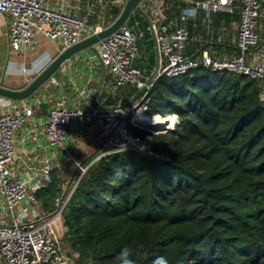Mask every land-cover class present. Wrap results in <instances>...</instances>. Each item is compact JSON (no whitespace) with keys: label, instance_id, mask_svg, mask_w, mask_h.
Listing matches in <instances>:
<instances>
[{"label":"trees","instance_id":"16d2710c","mask_svg":"<svg viewBox=\"0 0 264 264\" xmlns=\"http://www.w3.org/2000/svg\"><path fill=\"white\" fill-rule=\"evenodd\" d=\"M123 1L95 7L85 14L88 22L106 26L119 15ZM149 1L140 3L146 11L143 4ZM237 2L242 4L234 0L232 7ZM166 3L163 14L172 27L178 26L171 23L173 16L182 23L181 10L195 5L189 0ZM126 26L137 34L138 47L152 50L149 23L139 11ZM186 28L187 46L192 28ZM138 91L129 82L102 97L111 104L119 93L134 96ZM146 91L148 113L164 116L167 123L157 130L130 120L129 125L135 133L152 134L160 157L125 150L95 159L97 152L86 159L85 164L92 163L60 215L64 238L78 253V262L119 264L121 249L129 248L135 264H153L160 256L168 264H264V105L259 82L200 65L175 76L161 75ZM75 171L73 184L81 174ZM42 191L37 198L50 209L64 194L54 178Z\"/></svg>","mask_w":264,"mask_h":264},{"label":"built area","instance_id":"2783aa9c","mask_svg":"<svg viewBox=\"0 0 264 264\" xmlns=\"http://www.w3.org/2000/svg\"><path fill=\"white\" fill-rule=\"evenodd\" d=\"M233 1L205 0L194 2L193 7L206 11L229 10ZM241 1V21L237 34L239 54L228 57H213L207 50H203L199 57L188 56L185 47L190 37L189 30L182 25L172 27L166 16L157 10L149 25V30L155 33L159 51V69L154 79L161 75L182 74L200 65L213 70L227 69L256 79L260 86L259 100L264 105V40L256 31L264 0ZM0 12L10 15L7 35L13 50L32 48L37 43L35 32L39 31L51 40H61L62 52L105 27L88 22L86 16L74 15L55 7L50 0H0ZM137 37L125 24L89 48L93 50L92 59L100 60L113 72L114 88L134 83L139 89L144 88L139 98L125 107L115 104L105 108L93 105L90 93L84 94L87 103L78 107H70L67 99L60 97L50 107L47 121L41 126H33L28 132L27 137L35 142L32 151L41 144L42 139H46L49 145L58 147L66 154L75 165V170L81 171L69 194L64 195L67 188L62 197L56 200L53 211L43 213L36 195L38 190L52 182V170L56 166L52 157H45L43 165L31 176L14 171L15 160H24V155L17 152V131L28 119L36 116V109L21 102L15 111L0 112V210L9 211L7 221L0 219V255L3 264H72L60 240L52 233V226L92 161L83 164L80 160L77 143L81 135L70 137L69 125L77 123L97 131L99 154L95 159L125 150L160 157L153 149L152 134L135 133L129 125V120L144 127H147L146 124L154 125L159 119L164 122L160 127L167 123L164 116L148 113L149 107L144 97L154 79L147 83L148 77L134 64L138 53ZM259 45L255 58L248 57V51ZM60 68L66 69L64 63ZM9 104L17 106L16 103L12 104V100Z\"/></svg>","mask_w":264,"mask_h":264},{"label":"crops","instance_id":"0c3cea01","mask_svg":"<svg viewBox=\"0 0 264 264\" xmlns=\"http://www.w3.org/2000/svg\"><path fill=\"white\" fill-rule=\"evenodd\" d=\"M55 7H60L67 12L86 16L85 14L94 11L95 7L104 9L109 0H50ZM120 2L122 0H112ZM126 0L123 1V5ZM156 3L159 10L164 13V8L167 7L166 0H150ZM240 2L229 10H220L219 13L200 12L193 6H187L181 10V16L184 15L182 23L178 22V17L175 15L171 19L173 25L191 26V39L186 46V53L192 57L203 50L209 51L212 56L228 57L237 52V32L240 25ZM123 7V6H122ZM102 11V10H101ZM237 14L238 19L232 18L231 15ZM201 19V21H199ZM10 21V15L0 12V85L14 90L25 88L33 78H35L45 67H47L60 53L61 40H51L45 34L37 31L35 37L37 43L25 50L11 49L7 35V29ZM98 24L104 25L101 22ZM105 26V25H104ZM201 27V28H199ZM199 28V29H198ZM205 31V32H204ZM257 31L262 40H264V6L258 18ZM151 32V31H150ZM152 35V33H151ZM152 50H146L142 46L138 47L136 64L142 69L146 77H150L156 69L158 62V53L154 38ZM198 45V46H197ZM199 45L201 47H199ZM206 45H209L207 48ZM201 49V50H200ZM93 50L85 48L73 54L64 62L66 69L59 68L45 83H43L31 96L24 99H12L0 94V112L5 110L15 111L19 108L21 102L36 109V116L28 119L26 123L17 131V152L24 155V160L16 159L14 162V171L23 176H31L43 165L45 157H52L56 166L52 170V180L57 179L58 185L62 188L61 193L65 192L64 184L71 183L73 174L71 167L73 166L65 153L61 152L58 147L49 145L46 139H42L41 144L33 149L35 142L28 138V132L33 126H41L47 121V116L50 107L60 97L67 99V104L70 107L83 106L87 103L84 94L90 93L92 98L91 103L99 107H110L115 104H124L136 97L126 95V92L120 94V98L116 103H108L107 97H102L103 92H114V74L100 60L92 59ZM257 47L251 48L247 56L255 58ZM152 56V57H151ZM135 63V61H134ZM101 89L98 91L99 85ZM133 95V94H132ZM94 98V99H93ZM16 103L17 106H12ZM70 137L81 135V146L91 149L89 155L99 150L97 131L89 126L81 127L77 123L69 125ZM78 141V140H77ZM79 155H80V147ZM82 150V146H81ZM83 153H81L82 156ZM92 157V156H90ZM84 160L86 158H83ZM92 161V160H91ZM58 165V166H57ZM43 189V188H42ZM42 189L38 192L42 193ZM62 197V196H61ZM39 200V208L43 213H49L54 208H48ZM2 203V202H1ZM3 209V208H2ZM5 210V209H3ZM4 213L0 210V219L7 221L4 218ZM8 215V213H7ZM0 264H3L0 255Z\"/></svg>","mask_w":264,"mask_h":264},{"label":"water","instance_id":"95a60500","mask_svg":"<svg viewBox=\"0 0 264 264\" xmlns=\"http://www.w3.org/2000/svg\"><path fill=\"white\" fill-rule=\"evenodd\" d=\"M142 0H126L119 15L109 24H107L103 29L98 31L97 33H94L93 35L86 37L82 39L81 41L67 47L65 50H63L47 67H45L35 78L32 79V81L23 89L14 90L6 88L2 85H0V94L3 96L10 97L12 99H24L29 96H31L43 83H45L59 68L60 66L69 59L73 54L77 53L80 50H83L88 47H93L94 44L99 41L100 39L110 35L111 33L115 32L116 30L120 29L122 26H124L133 12L135 10L139 11L148 21L149 25L151 24V17L147 13V11L141 6ZM192 2H202L205 0H189ZM152 36L155 41L157 53H158V62L156 69L153 71L151 76L148 78L147 83H150L154 77L156 76L158 69H159V51L157 46V41L155 38V33L153 30H151ZM261 45V44H260ZM260 45L257 47V49L260 47ZM201 50V49H200ZM101 84L99 85L98 91L101 89ZM144 88L139 89L137 95L135 98H133L131 101L122 104L123 107L132 104L138 95L143 91ZM94 99V98H93ZM93 105H95L93 103ZM96 106V105H95ZM167 122V121H165ZM147 127H151L154 130H157L160 128V126L157 125H151L146 124Z\"/></svg>","mask_w":264,"mask_h":264},{"label":"rangeland","instance_id":"374dc122","mask_svg":"<svg viewBox=\"0 0 264 264\" xmlns=\"http://www.w3.org/2000/svg\"><path fill=\"white\" fill-rule=\"evenodd\" d=\"M142 6V5H141ZM143 6L145 7V8H147V11H149L150 12V17L152 16V18L153 17H155L156 16V11L157 10H159V7H157V5H156V3H154L153 1H149V2H147V3H144L143 4ZM79 143H80V140L78 141ZM78 144V143H77ZM81 146H82V150H81ZM79 145L78 146V148L80 147V155H79V158H80V160H82L83 161V164H85L84 162L86 161V159H88L90 156H93L95 153H99V150H97V151H95L94 153H92V155L90 154L89 155V153H90V151H91V149L90 148H88L87 146H85V143H82V145ZM99 149V148H98ZM81 153H83L82 154V156H81ZM83 158H86L85 160L83 159ZM68 162H71V160H69ZM72 163V162H71ZM72 167H71V173H72V171H74L75 170V165L72 163ZM75 178V177H74ZM73 177H72V179H74ZM71 184H73V183H69L68 182V184H67V182H66V184H64V187H65V189L67 190V188H68V191H69V189H71ZM55 202H56V200H55ZM43 203V202H42ZM44 205V204H43ZM1 212L2 213H4V214H6V215H4V218L5 219H9V215H7V213L9 212H7V210H3V209H1ZM9 214V213H8ZM52 233L53 234H55L56 236H57V238L60 240V242H61V244H62V246H63V248H64V250L66 251V253L69 255V257L71 258V263L72 264H84V263H79L78 262V253L77 252H75V251H73L72 249H71V247H70V245H69V242L64 238V233H65V226H64V224H63V218H62V216H59L55 221H54V223H53V226H52Z\"/></svg>","mask_w":264,"mask_h":264},{"label":"clouds","instance_id":"9594fccd","mask_svg":"<svg viewBox=\"0 0 264 264\" xmlns=\"http://www.w3.org/2000/svg\"><path fill=\"white\" fill-rule=\"evenodd\" d=\"M117 259L119 261V264H135L133 253L129 248L121 249ZM153 264H168V261L165 257L160 256L153 261Z\"/></svg>","mask_w":264,"mask_h":264},{"label":"bare ground","instance_id":"6f19581e","mask_svg":"<svg viewBox=\"0 0 264 264\" xmlns=\"http://www.w3.org/2000/svg\"><path fill=\"white\" fill-rule=\"evenodd\" d=\"M161 121H162V120L159 119L157 122H156V121H155V122H156V123H160ZM154 124H155V123H154Z\"/></svg>","mask_w":264,"mask_h":264}]
</instances>
